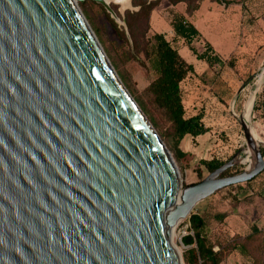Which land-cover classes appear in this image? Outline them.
Listing matches in <instances>:
<instances>
[{"label": "water", "instance_id": "water-1", "mask_svg": "<svg viewBox=\"0 0 264 264\" xmlns=\"http://www.w3.org/2000/svg\"><path fill=\"white\" fill-rule=\"evenodd\" d=\"M98 1L133 48V0L124 13ZM263 82L264 69L252 108ZM234 115L244 145L183 185L77 0H0V264H184L176 220L264 169V141L253 143L244 110ZM247 151L253 164L223 175Z\"/></svg>", "mask_w": 264, "mask_h": 264}, {"label": "rangeland", "instance_id": "rangeland-1", "mask_svg": "<svg viewBox=\"0 0 264 264\" xmlns=\"http://www.w3.org/2000/svg\"><path fill=\"white\" fill-rule=\"evenodd\" d=\"M117 2L111 1V6L115 5L118 11L124 13L125 8H121V3ZM203 2L204 8L198 10L202 9V14L196 18L197 11L192 17L202 33L193 46L201 52L207 41L212 43V56L218 58L212 66L197 57L184 39L174 36L171 21L180 12L169 5L170 0H160L151 18L150 35L155 32L164 33L182 56L194 65V72L189 73L181 82L183 103L187 116L200 113L202 121L209 127L208 134L201 140L190 141L191 151L180 155L178 149L182 140L171 133V122L153 102L148 91V85L158 74L154 60L137 55L129 49L112 20L111 12L103 3L98 0H77L123 84L173 154L183 185L197 182L210 172L201 164V159L218 158L227 161L244 145V131L233 109L237 115L244 110L245 118L251 121L264 141V82L257 90L251 110L249 107L252 101L247 102L264 69V50L249 43L244 37V28L248 26V20L244 18L247 4H243V0L231 6L212 0ZM134 6L130 4L129 8L135 10ZM182 6H185V2L178 4V7ZM244 83L245 87L235 99L238 89ZM257 104L259 106L255 108ZM254 143H257L256 140ZM250 151L252 154V149ZM251 154L249 151L243 153V161L237 156L238 164L228 174L245 169L250 163ZM261 176L264 177L260 174L254 179L258 180ZM247 186L246 181L226 186L199 202L193 209V212H200L206 218L209 239L214 243V249L220 251L222 264H264V236L247 237L252 227L249 220L245 222L248 218L243 211L238 210L239 207L242 209L243 202L249 197L245 193ZM191 214L181 219L174 230V242L184 264H191L185 256L192 247H196L195 242L184 244L180 231ZM197 264H203L202 259Z\"/></svg>", "mask_w": 264, "mask_h": 264}, {"label": "trees", "instance_id": "trees-1", "mask_svg": "<svg viewBox=\"0 0 264 264\" xmlns=\"http://www.w3.org/2000/svg\"><path fill=\"white\" fill-rule=\"evenodd\" d=\"M181 1L186 2V8L185 13H177L171 21L174 36L184 39L197 57L205 60L212 66L218 61L217 57L212 56L214 50L212 43L207 41L205 49L201 52L197 51L193 43L202 36V33L196 24L188 19V16H192L200 8L202 0H170L173 5ZM212 1L225 4L230 2L229 0ZM159 3L160 0H133V4L139 6V9L126 10L125 21L133 41V48L131 47L125 29L120 27L113 18L112 20L131 51L137 55H143L147 59L154 60L158 74L148 85V91L152 96L153 102L164 112L171 122V133L178 136L179 139H182L186 134H192L194 136L204 134L209 131V127L202 121V114L187 116L182 97L181 82L189 73L194 72V65L182 56L179 49L166 38L164 33L155 32L150 35L152 11ZM112 7L118 12L115 5H112ZM251 105L249 107L250 110L252 109ZM262 105L264 106V101ZM258 106L259 104L255 108ZM261 149L264 155V147H261ZM178 152L180 155H183L180 149H178ZM200 162L209 171H212L225 161L212 158L201 159ZM250 162L252 165V158H250ZM231 168L226 170L223 175H228ZM263 172L264 169L255 177L246 181L247 184L249 185L251 180ZM252 190L254 193L258 192L253 187ZM190 221L194 230V236H184L183 242L184 244L195 242L196 247H192L189 254L185 256L187 261L191 264H197L202 259L203 264H222L223 259L220 251L214 249V243L209 239L206 218L200 212H193L190 216ZM256 235L264 236V230L256 225H252V231L247 237Z\"/></svg>", "mask_w": 264, "mask_h": 264}, {"label": "crops", "instance_id": "crops-1", "mask_svg": "<svg viewBox=\"0 0 264 264\" xmlns=\"http://www.w3.org/2000/svg\"><path fill=\"white\" fill-rule=\"evenodd\" d=\"M229 1L230 2L228 4L223 3L222 5L231 6V5L240 4V0H229ZM181 2H184V1H181ZM179 3L180 2L173 5L170 2L169 5L175 7L178 12L185 13L186 2H185L184 7L183 6L178 7ZM244 3L247 4V8L245 9L244 18L245 20H248L247 22L248 26L247 27L245 26L244 28L245 40H247L249 43L250 42L254 43L256 46H258V48L264 50V0H243V4ZM201 7L204 8V2L201 4L200 8ZM154 10L157 11V7ZM198 10H196L192 16H188V19L192 21V17L196 14ZM207 12H212V11H207ZM201 14H202V9L201 11H198L197 15H195L196 18H198V15H201ZM192 22L195 23L196 26L198 27V24L196 22L194 21ZM251 23H254V24L252 25ZM208 132L209 131H207L204 134L197 135V136H194L192 134H186L181 139L182 142H181V145H179L180 150L182 152L191 151L192 149H191L190 141L201 140V138L206 136ZM262 174L264 175V172ZM252 187L257 189L258 192L254 193V191L252 190ZM245 193L246 195H249V197L247 198L246 202L245 201L243 202V205L241 206L242 209L239 207L238 210H242L244 215L248 218V219H245L246 220L245 222L249 220L248 222L250 223V228L252 227V225H256L259 228L264 230V177L261 176L258 180H255V179L252 180L250 184L248 185V187L245 189ZM256 194H258L259 196L257 197Z\"/></svg>", "mask_w": 264, "mask_h": 264}, {"label": "bare ground", "instance_id": "bare-ground-1", "mask_svg": "<svg viewBox=\"0 0 264 264\" xmlns=\"http://www.w3.org/2000/svg\"><path fill=\"white\" fill-rule=\"evenodd\" d=\"M106 1L109 2V1H113V0H106ZM118 1L121 3V6H123V7L129 5V0H118ZM250 100L252 101V99H250ZM233 111H234V113H235V110H234V109H233ZM245 122H246V124H247L248 130H249V133H250V135L252 136V141H253V143H254V140H256V142H257V143H254L255 145H257V144L263 142L262 137L256 132L254 126H253L252 123H251V121L245 119ZM254 144H253V145H254ZM236 160H237V158H236ZM183 218H184V217L178 218V219L176 220V223H175V224H178V223L180 222V220L183 219ZM173 231H174V228H173ZM173 243H174V245H175L174 239H173ZM175 246H176V245H175ZM176 248H177V247H176ZM177 249H178V248H177ZM178 250H179V249H178Z\"/></svg>", "mask_w": 264, "mask_h": 264}, {"label": "built area", "instance_id": "built-area-1", "mask_svg": "<svg viewBox=\"0 0 264 264\" xmlns=\"http://www.w3.org/2000/svg\"><path fill=\"white\" fill-rule=\"evenodd\" d=\"M185 220V219H184ZM182 220V221H184ZM181 222V221H180ZM181 231V235L184 236H188V235H192L194 236V230L191 226V221L190 219L187 220V222L181 227L180 229Z\"/></svg>", "mask_w": 264, "mask_h": 264}, {"label": "flooded vegetation", "instance_id": "flooded-vegetation-1", "mask_svg": "<svg viewBox=\"0 0 264 264\" xmlns=\"http://www.w3.org/2000/svg\"><path fill=\"white\" fill-rule=\"evenodd\" d=\"M118 1V0H117ZM118 3H120L119 1H118Z\"/></svg>", "mask_w": 264, "mask_h": 264}]
</instances>
